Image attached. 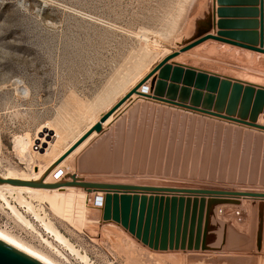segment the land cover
Returning <instances> with one entry per match:
<instances>
[{
  "label": "rangeland",
  "instance_id": "rangeland-1",
  "mask_svg": "<svg viewBox=\"0 0 264 264\" xmlns=\"http://www.w3.org/2000/svg\"><path fill=\"white\" fill-rule=\"evenodd\" d=\"M205 1L0 0V174L30 177L45 168L151 74L145 85L155 79L157 99L135 95L141 100L130 123L135 127V144H127L131 150L134 147V161H116L117 168L87 173L75 154L62 166L59 180L68 172L137 185L264 192V132L227 117L249 118L252 105L245 111L241 97L231 99L230 89L223 93L220 87L208 85L209 77L216 75L264 87V67L214 61L200 54V44L181 51L197 39ZM258 117L255 124L261 126L264 119L259 124ZM17 137L28 143L23 153L14 147ZM93 163L104 165L99 159ZM132 167H139V173L134 175ZM83 193L71 189L67 194L71 216L55 213L43 200L21 196L35 210H42L41 216L86 256V262L46 232L15 193L0 198V229L60 264H264L263 248L226 252V237L220 252L200 250L207 198L137 195L133 228V195L127 202L129 219L124 227L121 195H110V218L105 220L104 206L95 209L93 195L87 201ZM228 206L237 207L231 210L240 211L241 219L235 214L228 217ZM220 207L225 215L217 214ZM186 210L192 238L188 233L185 244L189 242L191 249L182 250ZM165 213L173 238L171 247L160 251ZM243 217L241 202L227 204L214 208L211 222L247 236L241 232ZM214 224L209 225L211 232L215 230L210 241L218 247L222 235Z\"/></svg>",
  "mask_w": 264,
  "mask_h": 264
},
{
  "label": "water",
  "instance_id": "water-1",
  "mask_svg": "<svg viewBox=\"0 0 264 264\" xmlns=\"http://www.w3.org/2000/svg\"><path fill=\"white\" fill-rule=\"evenodd\" d=\"M213 1V0H212ZM218 5L224 3V0H216ZM220 12H217L219 15ZM201 26L197 29V39L182 49L181 51H185L191 47L197 46L202 42L212 39L217 40L223 43L235 45L238 47H242L245 49H249L252 51H256L259 53H264V45L262 42H259V46H248L239 42H235L233 40H229L226 38L225 34L222 32H218L216 36L212 34H208V32L212 29L213 19L207 20L206 22H201ZM219 25V24H217ZM168 57L167 59L171 58ZM165 59V60H167ZM164 60V61H165ZM167 69L169 66H166ZM201 76L207 77L206 74L201 73ZM151 77V74L146 76L141 82H139L134 88H132L127 94H125L118 102L110 106L106 111H104L100 116L99 120L95 122L90 128L51 166H49L42 177L38 180H18V179H3L0 177V185H11L15 187H27L32 189H60V188H74L82 190L86 194L87 201L89 200V196L93 195V203L95 209H100L103 205L104 208V219L107 220L110 218V200L111 196L113 197L121 195L123 201V213H122V225L126 227L128 225L129 212L127 209L129 208V196L133 195V201L131 203V227L134 228L136 216H137V195H169L171 197H190L193 198H207L209 201L206 202V211H205V222L203 228V237L200 245V250L202 252H220L222 247L224 246V239L226 237V252L230 253H247V252H260L262 248L264 249V205L261 203H256V199L264 200V192L257 191H240V190H232L229 188H221V187H207V188H187V187H165V186H148V185H137L129 182H125L124 180H99L93 178H84L82 175L72 173L67 174L63 177V179L55 182V183H45L46 177L53 171V169L60 163L65 157H67L70 153H72L79 145H81L88 137H90L93 133L97 136H100L101 139L96 144H100L101 146L107 150L111 151L114 148L115 154L117 156L122 152L123 146L121 143L123 141L126 142L125 149L127 152V156L129 155V151H131L129 146L133 144L134 137V129L133 124H130L134 121V116L136 114V110L138 107V103L131 105L128 109L127 116H121L118 120L114 121L116 130L114 131V135L112 130L104 131L103 123L109 118L113 116V119L120 113L123 108L132 101V95L139 96L140 99H157V88L158 83H155V79L153 78L149 85H145L146 81ZM203 83V82H202ZM243 84L245 86H243ZM208 85L212 88L220 87L221 91L225 93L227 90H231L230 96L232 100L239 99L241 97V103L245 106V111L248 110V107L252 105L251 114L249 118L247 116L239 115L237 119L232 118L233 116L227 115L228 120L236 121L240 124L246 125L248 128H254L257 131L264 132V123L260 125H256L255 121L259 114H264V87L250 84V83H242L239 81L231 82L229 79L222 78L220 79L218 76H210L208 80ZM134 115V116H133ZM128 118V119H127ZM227 119V118H224ZM248 119V122L247 120ZM109 128V127H108ZM127 134L125 137L124 135ZM119 141L120 146H116V143ZM91 146L92 147L94 146ZM114 145L116 147H114ZM99 147V146H98ZM97 147V148H98ZM116 148V149H115ZM89 157V156H88ZM86 155L80 156L78 158L79 166L83 171L89 172H100V170L110 169L105 163L104 165H94L96 159H89ZM102 162V161H101ZM103 163V162H102ZM117 168V166H115ZM114 167V168H115ZM90 170V171H89ZM61 173L58 172L55 174V177L59 176ZM105 194V196H103ZM238 198L244 199H253L250 205L249 212V228L248 235H242L236 232L231 226H226L223 223H215L211 222L214 217V208L216 206L222 205H240V202L237 200ZM115 199V198H114ZM144 199H141V204ZM189 200H187V203ZM143 205V204H142ZM142 209V208H141ZM187 210L185 212L184 225L181 234V242L180 248L183 250L186 248L187 250L191 249V245L185 244L187 234L189 233L188 238L191 239V232H187L188 228V219H187ZM172 215V214H171ZM140 227L142 220V213L140 214ZM167 214H164V222L160 231V251L166 250V248L171 247V242L173 238V231L171 228L167 227ZM210 223H215L219 225V230L221 231V242L218 247L211 245L210 239L212 238L213 232L210 230ZM197 233L201 231L202 228L200 224H198ZM216 228V230H217ZM218 231V230H217ZM216 231V232H217ZM178 235L179 232L176 233L175 241L178 243ZM197 236V240H198ZM169 242V244H168ZM263 242V246H262ZM177 245V244H176ZM198 246V242H196L194 248ZM0 264H43L36 260L35 258L25 254L19 249L15 248L11 244L0 238Z\"/></svg>",
  "mask_w": 264,
  "mask_h": 264
},
{
  "label": "crops",
  "instance_id": "crops-1",
  "mask_svg": "<svg viewBox=\"0 0 264 264\" xmlns=\"http://www.w3.org/2000/svg\"><path fill=\"white\" fill-rule=\"evenodd\" d=\"M203 6V13L200 15V23L206 22L207 20L213 19V26L212 29L208 32V34H212L216 36L218 32H222L225 34L226 38L229 40H233L235 42H239L248 46H254L258 48L259 42H262L264 45V0H224V3L218 5L216 0H206ZM217 12H220L219 15ZM219 24V25H217ZM200 54L211 58L214 61H219L221 63H226L229 65H239L243 67L252 66L254 64H260L264 67V53H259L256 51H252L249 49H245L242 47H238L235 45L223 43L217 40L208 39L202 42L200 45ZM141 102L135 95L132 96V101L128 103L120 113L110 122L109 125H103L104 131L112 130L113 135L114 131L116 130L114 121L118 120L121 116H127L128 109L131 105ZM109 103V102H108ZM116 103V102H115ZM113 103V104H115ZM149 104L152 103L151 100L148 102ZM112 104V105H113ZM111 105V106H112ZM107 106V105H106ZM264 119V114H260L258 117V123L261 124ZM92 125V124H91ZM89 125V127L91 126ZM88 126L86 128H89ZM109 127V128H108ZM125 137L127 134L124 135ZM96 137V138H95ZM94 139L92 142H90ZM100 136H96L93 134V137L86 143L89 144L82 150L83 146L79 147L72 155L78 154L80 150H82L78 155L77 159L80 156H89V159H99L103 163H105L109 168L115 167L116 161H130L133 162L135 159V151L134 147L132 150L129 151V155L127 156V152L125 149L126 142L123 141L121 145L123 146L122 152L119 156L115 154L114 148L111 151L105 150L100 144H96L99 141ZM135 144V138L133 139V145ZM94 145L91 149V146ZM99 146V147H98ZM116 146H120L119 141L116 143ZM114 145V147H116ZM98 147V148H97ZM116 149V148H115ZM77 152V153H76ZM137 159H139L137 154ZM112 163L111 165H109ZM119 168L122 169L119 165ZM128 168L131 170V164L128 163ZM132 173H139L140 169L137 167L133 169ZM135 175V174H134ZM132 175V176H134ZM127 176H130V171L128 172ZM76 191V189H73ZM84 197L86 196L83 193ZM94 193L91 194V196ZM241 202L242 209H244V224H242L244 234L248 233V225H249V212H250V205L253 199H244L238 198ZM256 203H261L264 205V200L256 199ZM229 207V206H228ZM231 208L238 209L237 207L231 206ZM224 212L222 208V214L227 215L228 217L234 216V211ZM264 210V209H263ZM228 211V210H227ZM239 212V219H241L240 211ZM264 213V211H263Z\"/></svg>",
  "mask_w": 264,
  "mask_h": 264
},
{
  "label": "bare ground",
  "instance_id": "bare-ground-1",
  "mask_svg": "<svg viewBox=\"0 0 264 264\" xmlns=\"http://www.w3.org/2000/svg\"><path fill=\"white\" fill-rule=\"evenodd\" d=\"M200 26H201V24H200ZM112 120H113V116H110L103 123V125L104 126L105 125H109ZM89 128H87L83 132V134ZM93 134H95V133H93ZM93 134L90 137H88L81 145H79L72 153H70L67 157H65L60 163H58V165L53 169V171L46 177L45 183H55V182L59 181V178L62 177V176L59 175V176L55 177V174H57L58 172L61 173L62 166H64L66 164V162L69 160V158H71L73 156L72 154L79 147H81L84 144H86L93 137ZM80 137H78L76 140H74L59 155H57L55 158H53L50 161V163L45 168H42L41 170H39L35 174L31 175L30 177H28V176L25 177V176H22V175L21 176H18V175H15L13 173H10V172L7 173V174H5V175H1L0 174V177L3 178V179L38 180V179H40L42 177V175L45 172V170L49 166H51L54 162H56ZM93 140L94 139H92L90 142H92ZM88 144H86L82 148V150ZM27 145H28V143L23 138L17 137L15 139L14 147L20 153H23L24 152V150L27 148ZM67 174H72V173H68L67 172L66 175ZM71 189H74V188H60V189H52V190H49V189H32V188H27V187H15V186H11V185L5 184V185H0V198H3L4 199V195L5 194H12V193L17 194L18 195V198L17 199H18L19 203L21 205H24L23 207L26 208L27 212H29L41 224V226L43 227V229L46 232L50 233L52 235V237H54V239H56L58 242H60L61 244H63L70 252L76 254L82 261L86 262L87 261L86 256L85 255L78 254L76 252V250L74 249V247L53 226V224L51 223V221H49L45 217V215L41 216V213L40 212L42 210H35V208L31 204V202H28L27 200H25L21 196L22 194H27V196H29V197H32L33 196L34 198H38L40 200H43V202L45 204H47L49 206V208L51 210H53L55 213H58V214H61V215H69V216H71L70 208H69L70 205L68 204L69 201H68V199L66 197L67 194H69V192H70ZM44 193H46V194H44ZM14 208L10 207V209L14 213V215L18 219L24 221L25 222V225H27L26 224L27 222L24 220V218ZM0 238L2 240L6 241L7 243L11 244L15 248L19 249L20 251L24 252L25 254H27V255L35 258L36 260H38L39 262H41L43 264H60V263L56 262L54 259H52L51 257H49L48 255H46V254L42 253L41 251H39V250H37V249H35V248L27 245L26 243H24L21 240L17 239L16 237H14L13 235H11L10 233H8L5 230L0 229Z\"/></svg>",
  "mask_w": 264,
  "mask_h": 264
},
{
  "label": "built area",
  "instance_id": "built-area-1",
  "mask_svg": "<svg viewBox=\"0 0 264 264\" xmlns=\"http://www.w3.org/2000/svg\"><path fill=\"white\" fill-rule=\"evenodd\" d=\"M217 214H219V215L222 214V208H221V207L217 210ZM234 214H235V216H237L238 219H239V212H238V211H235Z\"/></svg>",
  "mask_w": 264,
  "mask_h": 264
}]
</instances>
